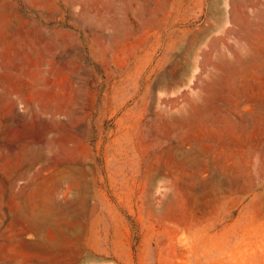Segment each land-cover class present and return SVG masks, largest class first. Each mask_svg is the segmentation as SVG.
I'll return each mask as SVG.
<instances>
[{
    "label": "rangeland",
    "instance_id": "obj_1",
    "mask_svg": "<svg viewBox=\"0 0 264 264\" xmlns=\"http://www.w3.org/2000/svg\"><path fill=\"white\" fill-rule=\"evenodd\" d=\"M0 264H264V0H0Z\"/></svg>",
    "mask_w": 264,
    "mask_h": 264
},
{
    "label": "bare ground",
    "instance_id": "obj_2",
    "mask_svg": "<svg viewBox=\"0 0 264 264\" xmlns=\"http://www.w3.org/2000/svg\"><path fill=\"white\" fill-rule=\"evenodd\" d=\"M41 226V225H40Z\"/></svg>",
    "mask_w": 264,
    "mask_h": 264
}]
</instances>
